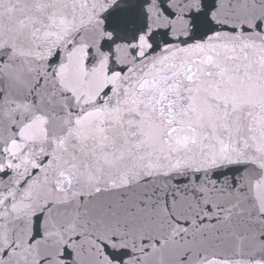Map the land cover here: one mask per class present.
I'll list each match as a JSON object with an SVG mask.
<instances>
[{
  "label": "snow or ice",
  "instance_id": "snow-or-ice-1",
  "mask_svg": "<svg viewBox=\"0 0 264 264\" xmlns=\"http://www.w3.org/2000/svg\"><path fill=\"white\" fill-rule=\"evenodd\" d=\"M0 264H264V0H0Z\"/></svg>",
  "mask_w": 264,
  "mask_h": 264
}]
</instances>
